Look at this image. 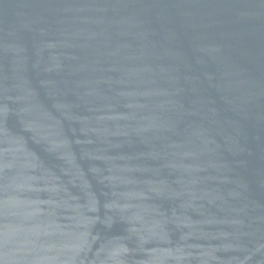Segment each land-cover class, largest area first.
<instances>
[{"label":"water","instance_id":"obj_1","mask_svg":"<svg viewBox=\"0 0 264 264\" xmlns=\"http://www.w3.org/2000/svg\"><path fill=\"white\" fill-rule=\"evenodd\" d=\"M0 264H264V0H0Z\"/></svg>","mask_w":264,"mask_h":264}]
</instances>
